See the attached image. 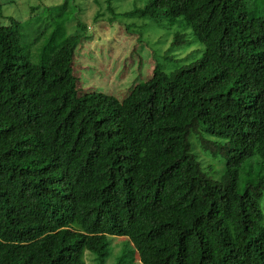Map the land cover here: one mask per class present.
<instances>
[{
  "label": "trees",
  "instance_id": "trees-1",
  "mask_svg": "<svg viewBox=\"0 0 264 264\" xmlns=\"http://www.w3.org/2000/svg\"><path fill=\"white\" fill-rule=\"evenodd\" d=\"M39 9L0 24V264H86L87 251L100 264L115 238L131 247L118 264H264V13L249 16L245 0L105 6L110 21H182L190 31L169 48L203 45L189 63L153 68L188 94L191 116L164 125L149 95L142 115L158 123L135 127L120 99L77 75L45 121L35 113L53 56L87 37L66 1Z\"/></svg>",
  "mask_w": 264,
  "mask_h": 264
},
{
  "label": "rangeland",
  "instance_id": "rangeland-1",
  "mask_svg": "<svg viewBox=\"0 0 264 264\" xmlns=\"http://www.w3.org/2000/svg\"><path fill=\"white\" fill-rule=\"evenodd\" d=\"M64 1L74 11V16L85 22L87 37L75 45L72 57L63 49L51 59L47 75L30 101V106L43 121L48 117L53 96L75 75L86 90L112 94L120 99L135 119V127L140 122H156L148 121L142 115L144 100L149 95L154 97L152 112L157 111L158 118L165 117L164 125L180 123L191 116L195 104L188 94L183 89L163 88L159 75L153 72L156 64L169 71L175 65L189 63L200 56L199 49L203 45L193 39L184 46L169 48L175 31L188 33L190 29L180 20L171 26L166 18L118 16L113 21L108 19L110 15L105 6L111 7L115 14H121L142 8L146 0H110L109 3L98 0L99 5L95 0H0V24H8L10 18L26 20L32 5H38L41 10ZM245 2L249 16L264 13V0ZM97 12H103V15ZM75 27L76 21H71L67 32L73 33ZM154 130L157 131L153 136H159L160 129ZM121 243V238H115L107 262L98 259L100 264H118L122 253L128 258L131 247ZM85 258L86 264H97L88 251ZM134 259V264L140 261L138 256Z\"/></svg>",
  "mask_w": 264,
  "mask_h": 264
},
{
  "label": "clouds",
  "instance_id": "clouds-1",
  "mask_svg": "<svg viewBox=\"0 0 264 264\" xmlns=\"http://www.w3.org/2000/svg\"><path fill=\"white\" fill-rule=\"evenodd\" d=\"M263 221H264V219H263Z\"/></svg>",
  "mask_w": 264,
  "mask_h": 264
}]
</instances>
